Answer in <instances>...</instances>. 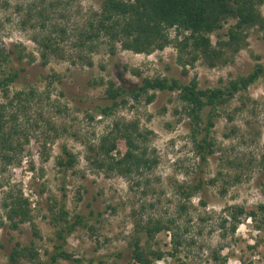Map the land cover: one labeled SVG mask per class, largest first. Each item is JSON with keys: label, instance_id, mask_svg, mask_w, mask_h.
<instances>
[{"label": "rangeland", "instance_id": "374dc122", "mask_svg": "<svg viewBox=\"0 0 264 264\" xmlns=\"http://www.w3.org/2000/svg\"><path fill=\"white\" fill-rule=\"evenodd\" d=\"M38 1L0 0V49L11 52L14 67L20 70V80L10 85L9 95L19 90L35 91L33 99L18 114L17 123L28 135L20 161L0 167V264L7 263V254L16 241L30 244L41 262H50L54 243H59L58 226L53 224L48 211L51 199H64L70 217L80 214L84 219L66 240L65 250L71 259L55 264H138L130 259L129 246L135 223L170 213L179 200L176 186L190 183L201 169L208 181L207 206L199 204V194L188 203L195 243L184 244L172 252L169 234L160 232L155 237V247L164 256L152 264H264V224L243 216L234 237L224 240L219 238L215 227L216 218L227 206L256 210L258 205H264V173L258 164L264 152L263 80L219 108L211 132L216 150L204 163L196 150L192 123L176 92L157 91L149 103L144 98L137 102L129 100L110 116L95 108L105 103L101 99L105 89L101 80L112 79L120 84L125 79L138 84L142 77L166 76L185 83L195 78L200 88L223 86L264 63V30L249 29L246 46L226 63L217 62L215 66H209L202 57L189 64V54L178 52L173 44L147 55L123 50L119 45L112 53L106 41H100L89 55L91 66L71 64L68 56L74 55L76 49L70 42L59 45L64 48L66 58L50 56L43 64L40 48L32 40V36L43 32L41 20H26L25 13L27 6ZM69 1L66 17L61 18L58 12L52 20L62 26L68 24L69 28L83 25L90 12L99 11L103 2ZM259 9L264 17V2ZM233 23L227 20L219 30L209 34L213 45L218 37L226 39L227 29ZM170 32L173 36L174 31ZM132 70L140 76L132 74ZM115 122L137 124L145 135L147 156L155 162L152 169L141 175H121L98 168L100 139ZM52 125L57 130L55 135ZM196 137L199 139L201 133ZM117 149L124 152L122 140L117 142ZM64 150L76 159L65 173L58 164L65 156ZM114 155L117 157L118 152ZM226 159H235L243 165L233 167ZM10 194L28 200L31 223L12 226L16 220H8L5 207L8 198L4 202ZM149 203L154 207L147 206ZM143 204L146 209L141 212ZM200 215L207 218L203 223L199 222ZM211 250H218V261L211 259ZM19 264L30 263L23 260Z\"/></svg>", "mask_w": 264, "mask_h": 264}, {"label": "trees", "instance_id": "16d2710c", "mask_svg": "<svg viewBox=\"0 0 264 264\" xmlns=\"http://www.w3.org/2000/svg\"><path fill=\"white\" fill-rule=\"evenodd\" d=\"M263 2L264 0H103L99 11H91L83 25L74 24L70 28L67 23L62 26L52 21L54 14L58 12L61 18L66 17L65 11L70 8L69 0H39L38 3L33 2L27 6L25 13L26 20H41L39 26L43 32L41 35L32 36V40L40 48L39 55L43 64H46L50 56L63 58L65 50L59 45L61 42H70L71 47L76 49L73 51L74 55L68 56L71 64L79 62L82 66H91L92 58L89 55L95 52L100 41H106L112 53L115 46L119 45L123 50L147 55L173 44L178 52L189 54V64L202 57L209 66H215L217 62L226 63L246 46L249 29L264 30V17L259 9ZM227 20H233L234 23L228 27L226 39L218 37L213 45L209 34L219 30ZM68 30L71 32L69 35ZM172 30L173 36L170 32ZM17 58L21 60L22 56L18 55ZM179 63L185 66V63ZM132 74L140 76L135 70H132ZM18 80L20 70L14 67L11 52L5 48L0 49V91L3 98L0 101V167L20 161L22 148L28 142L27 133L17 123L18 114L25 103L34 97L35 91L19 90L9 95L10 85ZM258 80L264 82V63L255 65L246 75L215 87L200 88L195 78L185 83L166 76L142 77L138 84L125 79H121L120 84L112 79L105 82L101 80L100 83L105 86L101 99L105 103L97 104L95 108L103 115L110 116L118 108L127 105L129 100L137 102L144 98L149 103L154 100L157 91L176 92L185 114L192 123L193 140L198 156L204 163L216 150L211 132L215 120L219 117V108L236 95L247 91ZM54 128L52 125L55 135L57 130ZM200 133L201 137L198 139L196 134ZM144 139L145 135L139 131L136 123L115 122L110 131L100 139L99 157L96 160L98 168L121 175H141L144 171L152 169L155 162L147 156ZM119 140L125 144L123 153L117 149ZM117 152L116 157L114 154ZM64 154L58 164L63 167L65 173L74 165L76 159L67 150H64ZM226 160L233 167L240 168L243 165L235 159ZM258 164L260 171L264 173V152ZM199 168L201 169V165ZM201 170L190 183L176 186L175 194L179 200L170 213L135 223L134 234L129 240L132 261L138 264H152L164 256V252L155 247V237L160 232L169 234L172 252H177L184 244L195 243L188 203L194 195L199 194V204L203 208L207 206L205 191L208 181L204 179ZM7 198V218L11 222L16 220L12 226L16 227L24 222L31 223L28 200L21 195L10 194L4 202ZM49 202L52 203L48 205V211L52 215L53 224L58 226L56 235L59 243H54L53 252L49 256L50 262L47 264H55L58 260L71 259V255L65 250L66 240L84 219L80 214L70 217L64 199H51ZM147 206L153 208L154 204L149 203ZM145 209L146 206L141 205V212ZM243 216H249V220L264 224V205H258L256 210H248L241 205L227 206L216 218L215 227L219 230V238L224 240L229 236L234 237ZM198 219L203 223L207 218L200 215ZM200 232L199 228L198 233ZM210 253L212 260H219L218 250H211ZM23 260L30 264H45L40 261L34 247L16 241L7 254L6 264H19Z\"/></svg>", "mask_w": 264, "mask_h": 264}]
</instances>
